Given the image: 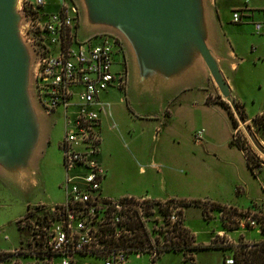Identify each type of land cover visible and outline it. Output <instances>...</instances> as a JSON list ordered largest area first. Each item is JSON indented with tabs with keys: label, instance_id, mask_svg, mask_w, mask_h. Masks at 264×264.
Masks as SVG:
<instances>
[{
	"label": "built area",
	"instance_id": "built-area-1",
	"mask_svg": "<svg viewBox=\"0 0 264 264\" xmlns=\"http://www.w3.org/2000/svg\"><path fill=\"white\" fill-rule=\"evenodd\" d=\"M28 16L27 36L38 51L36 98L48 115L63 120L59 149L65 171L59 204H35L16 221L23 234L18 247L0 251V264H128L131 256L146 255L157 264L168 252L192 257V235L184 224L187 202L103 194L105 172L98 160L102 136V96L109 90L126 91L127 70L115 57L122 43L109 33L78 37L79 10L71 0H23ZM242 21L240 11L232 14ZM264 32V21L254 24ZM203 131L194 135L200 141ZM237 136V135H235ZM208 219L212 204L202 203ZM219 222L225 227L252 229L258 234L264 220L254 211L223 207ZM252 248L253 244H246ZM187 257V258H188ZM233 257L222 264H235Z\"/></svg>",
	"mask_w": 264,
	"mask_h": 264
},
{
	"label": "rangeland",
	"instance_id": "rangeland-1",
	"mask_svg": "<svg viewBox=\"0 0 264 264\" xmlns=\"http://www.w3.org/2000/svg\"><path fill=\"white\" fill-rule=\"evenodd\" d=\"M71 1L79 10V39L84 40L107 30L108 24L105 20L98 17L89 0ZM122 48L123 62L125 63L128 77L126 104L131 111L126 106L124 111L127 110V113L119 106L116 110L122 113L124 121L128 123L130 133L122 141L123 147L115 144V148L112 151L109 150L111 161L118 166L116 167L118 173V179L116 180L118 181L114 182V188L110 184L114 191L126 193L130 188L134 187L144 189L145 180L148 176H153L157 180L156 185H158L159 179L163 177L170 188L176 192L177 196H185L192 199H216L236 204L243 208L250 207L254 203L263 205L264 156L260 155L252 146L238 122V128L233 132L232 120L226 112L224 114L209 110L203 105L191 108L190 105H187L188 115L192 114V121L191 123L188 122V126L185 125L184 121L178 122L175 131L176 136L172 132L170 134L167 133L165 138L163 136V139H160V133H158V136L153 138L155 133L153 120H141L139 117L150 115L161 119L160 96L154 94L156 91L153 86L151 87L158 77H153L152 80H147L144 83L141 82L139 77L143 73V62L141 59L144 56L143 51L131 41L122 42ZM25 52L27 59L33 63V53L28 48ZM120 61H117V65L114 66L115 71L121 69L119 66ZM262 81L260 90L252 89L254 91L253 95L256 97V104L247 103L248 111L252 116L263 111L260 104L264 101V76ZM146 86L149 88H145ZM145 90L147 91L146 94H144ZM194 96L195 98L198 97L196 93ZM220 100H222L221 96H215L213 101L218 103ZM31 106L35 123L32 130L38 139L41 138L44 142L40 149L43 152L45 148L47 155L39 157L40 154L39 158L37 157L39 164L38 168L34 167V178L39 185L34 189L24 191L21 184L11 176L0 179V250L11 249L19 244L23 234L18 230L16 221L26 213L28 205L33 206L35 203L52 205L63 203L64 201L60 199L61 194L57 189L61 170L60 168L58 171L53 169V163L55 164L56 161L55 166L58 169V163L62 160V153L59 148L57 149V142L64 134V128L61 133L58 125V123L63 124V120L59 115L47 116L37 105L34 95H31ZM232 115L234 117L233 113ZM183 118L185 119V117ZM234 119L236 120L235 117ZM132 120L135 123L130 122ZM244 123L257 144L264 150V141H260L263 133L254 129L251 120L248 119ZM50 126L53 129L51 131L50 144L46 146V136L43 138V135L49 132ZM202 129L205 132L201 139L205 138V135L211 137L212 145L209 143L212 146L209 149L210 153H207L202 146H194L190 142V136L194 137L195 133ZM142 130L146 132L141 135ZM234 135L239 137L241 143L245 140L246 143L244 145L249 156L252 159L255 155V159L260 163L261 167H257L255 171L257 173L256 176L252 175L248 170L244 156L236 148L232 149L229 147L228 143L234 139ZM186 142L188 148L185 150ZM129 153L134 154L136 164L132 161ZM46 160H49V163L47 161L48 164H46ZM189 160L193 162V168L190 172L188 168V172H186V163ZM41 179L42 182L40 183ZM62 182H64V179ZM105 185H107V182ZM238 187L243 188L244 192L242 194L237 193ZM107 192L110 197H115L108 190ZM135 196L137 197V194ZM184 213L189 225L195 231H204V229L214 225L212 223L207 225L203 221L202 212L196 205H190L184 210ZM257 215L258 217H264V214L260 212H257ZM208 218H210V215H208ZM250 234L258 238V234L255 231ZM211 247L218 248L220 246L212 245ZM228 248L230 250L228 253L229 257H233L235 248L230 246ZM191 255H193V252H191ZM27 261L24 258L21 264H26ZM221 261L222 254L220 251L208 250L197 253L195 264H222ZM128 264H149V259L146 255L140 259L131 256ZM157 264H192V262L186 260L183 253L168 252L162 255Z\"/></svg>",
	"mask_w": 264,
	"mask_h": 264
},
{
	"label": "water",
	"instance_id": "water-1",
	"mask_svg": "<svg viewBox=\"0 0 264 264\" xmlns=\"http://www.w3.org/2000/svg\"><path fill=\"white\" fill-rule=\"evenodd\" d=\"M89 1L98 17L108 24L101 33L112 34L121 43L131 41L143 51L141 82L158 77L151 87H167L197 73L203 63L250 143L264 156L242 120L210 48L204 0ZM27 27L23 0H0V179L11 176L17 182L34 171V158L44 143L32 130L35 123L31 95L45 111L36 98L39 54L27 36ZM27 48L34 55L33 63L27 59Z\"/></svg>",
	"mask_w": 264,
	"mask_h": 264
},
{
	"label": "crops",
	"instance_id": "crops-1",
	"mask_svg": "<svg viewBox=\"0 0 264 264\" xmlns=\"http://www.w3.org/2000/svg\"><path fill=\"white\" fill-rule=\"evenodd\" d=\"M204 3L209 22V28L211 31L210 48L219 61V68L230 87L234 102L242 104L248 119L252 120L256 116L264 113V101H262L263 103L260 104L263 111L259 114H255L254 116L250 115V112L248 111L249 108L247 106V103H250L251 105L256 104V97L253 95L254 91H252V89L260 90L262 88V78L264 76V32L258 33L254 26L255 23L264 21V0H204ZM234 11H240L242 14V21L240 23L233 22L232 14L234 13ZM198 70L199 71H197V73L189 75L184 80L176 84L169 85L167 87L159 86L154 88V90L156 91V93L154 94H158L160 96L159 107L161 112V119H158L156 116L150 115L139 117V119L141 120H153L152 122H154L155 124L153 127L155 132L153 138H156L158 136V133H160V139H163V136L165 138L167 133L170 134L172 132L174 136H176L177 134L175 133V131L177 129L178 122L181 123L184 121L185 125L188 126V122L191 123L192 121V114H190V116L188 115L187 105H190V108L197 107L198 105H203V107L205 106L206 108H209V110L222 112L224 114L226 112L229 117L227 110L217 102L213 101L215 100V96L221 95L215 83L213 82L207 67L203 63H200ZM209 85H211V87L208 88ZM146 92L147 91L145 90L144 94H146ZM195 93L198 95V97L196 98L194 96ZM126 97L127 89L125 92L109 90L102 96V100L106 104V108L101 115L100 131L102 136V143L100 147V153L98 155V160L105 172V178L102 181V190L105 196L110 197L107 192L108 190L109 193L115 196L111 198H118L126 195L135 196L137 194V197H150L154 199L175 198L184 201L198 200L202 203L205 202L210 204H219L223 207H231L234 211L249 210L264 214V204L258 205L254 203L250 207L243 208L239 205L225 201L223 202L216 199H192L186 198L185 196H177L175 194L176 192H174V190L170 188L163 177L159 179L158 185H156L157 180L155 177L148 176V178L144 182V189H138L134 187L130 188V190L126 191V193L115 192L113 188L114 182L118 181L116 180L118 179V173L116 171V167L118 166H116L115 162L111 161V154L109 150L112 151V149L115 148V144H117L119 147H123L121 143L122 141H124V139L127 138V136H129L128 134L130 133L128 123L124 121L122 113L116 110V108L119 106L122 107L124 111V107H127ZM124 112L127 113V110ZM128 114L130 113L128 112ZM183 117H185V119ZM130 122L135 123V121L133 120ZM58 125L60 126L59 128L61 129L62 133L63 124L58 123ZM52 129L53 127L50 126L49 132L47 133L48 136H46V146H49L50 144ZM232 129L233 132L237 130L233 128V126ZM200 131H203V133L205 132L204 129ZM145 132L146 131L142 130L141 135ZM61 137L57 142V149L59 148L60 141L62 139ZM263 139L264 136L260 138V141L263 142ZM194 140V137L190 136V142H192L194 146H202L207 153H210L209 149H211L210 147L212 146L209 145V143L211 144V137L209 135H205V138L201 139L200 141L194 142ZM125 145H127V143H125ZM228 145L232 149L236 148L230 145V141ZM187 148L188 146L186 142L185 150ZM236 150H238L244 156L246 162V157L243 151L238 148H236ZM45 155H47L45 148L43 152L42 149L39 150L34 158L33 168H38V158L41 156L45 157ZM129 155L132 161L135 163L136 158L134 154L129 153ZM47 161L49 163V160H46V164H48ZM55 165L56 161L55 164L53 163L54 170L58 171L59 168L61 170L57 189L61 194L60 199L64 200L62 181L64 179L65 171L62 165V160H60V162L58 163V169ZM192 168L193 162L191 160L187 161L185 169L186 172H188V170L189 172L190 170L192 171ZM248 170L250 171L249 168ZM34 174V171L30 174H26L19 181L24 191L32 190L39 185L38 181L34 178ZM41 182L42 179L40 183ZM106 182L107 185H105ZM110 184L113 186V188L110 186ZM237 189L238 194H242V192H244L243 188L241 187H238ZM29 206L31 205H28L27 208ZM200 210L202 212L201 208ZM210 211V218L206 219L202 212V219L207 225H209L210 223L214 225H211L210 228L204 229V231H195L194 229H192V227L188 223V220H186L184 213L185 227L192 235L191 247H198L197 250L191 251L193 252V264H195L197 253L202 251H220L223 261L224 258L229 257V246L237 248L243 244H258L264 241V236L261 233L258 234L255 230H244L237 227L222 226L219 222V210L211 209ZM252 231H255L258 234V238H255L250 234ZM18 245L16 247H18ZM212 245H217L220 247L212 248ZM208 246L211 248H202ZM14 248L2 249L0 251L12 250Z\"/></svg>",
	"mask_w": 264,
	"mask_h": 264
},
{
	"label": "trees",
	"instance_id": "trees-1",
	"mask_svg": "<svg viewBox=\"0 0 264 264\" xmlns=\"http://www.w3.org/2000/svg\"><path fill=\"white\" fill-rule=\"evenodd\" d=\"M218 104H220L222 107H224L227 110L229 117L232 120L233 127L237 129L238 123L234 119L229 109V106L223 100H220ZM235 105L240 113L242 120L244 122L248 120V117L245 114L243 105L240 103H235ZM251 121H252L254 129L261 131L264 136V113L256 116ZM244 143H246L245 140L244 142L242 141L241 143L239 137L234 135V139L230 142V145L243 151L246 157L247 166L250 169L251 174L256 176L257 173L255 171L257 167L258 168L261 167L260 163L257 162V159H255V155L252 157L253 160L251 159V157L249 156V153L246 150ZM201 204L202 202L198 200H191L187 202L188 206L190 205L200 206ZM212 208L216 210H221L223 209V206L219 204H212ZM203 215H205V210H203ZM262 219L264 220V217H262ZM261 234L264 236V227H262ZM202 248H211V247L208 246V247H202ZM197 249L198 247H192L189 250L194 251ZM183 255L186 260H190L193 264V256L189 258L185 252L183 253ZM233 258L235 260L234 261L235 264H264V241L258 244H253L252 248H248V245L246 244L240 245L239 247L235 248L234 253H233Z\"/></svg>",
	"mask_w": 264,
	"mask_h": 264
},
{
	"label": "flooded vegetation",
	"instance_id": "flooded-vegetation-1",
	"mask_svg": "<svg viewBox=\"0 0 264 264\" xmlns=\"http://www.w3.org/2000/svg\"><path fill=\"white\" fill-rule=\"evenodd\" d=\"M115 59H116V61H120V62H122L123 61V55H117L116 57H115ZM120 59V60H119ZM124 63V62H123ZM125 64V63H124Z\"/></svg>",
	"mask_w": 264,
	"mask_h": 264
}]
</instances>
